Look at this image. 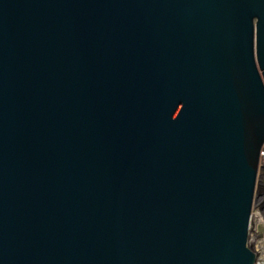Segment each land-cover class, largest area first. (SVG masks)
<instances>
[{"label":"water","instance_id":"water-1","mask_svg":"<svg viewBox=\"0 0 264 264\" xmlns=\"http://www.w3.org/2000/svg\"><path fill=\"white\" fill-rule=\"evenodd\" d=\"M264 0H0V264H255Z\"/></svg>","mask_w":264,"mask_h":264},{"label":"built area","instance_id":"built-area-1","mask_svg":"<svg viewBox=\"0 0 264 264\" xmlns=\"http://www.w3.org/2000/svg\"><path fill=\"white\" fill-rule=\"evenodd\" d=\"M251 215L253 217L256 230L255 264H264V142L261 146L259 154L256 186L252 203Z\"/></svg>","mask_w":264,"mask_h":264}]
</instances>
